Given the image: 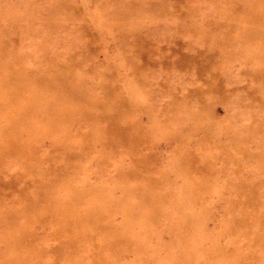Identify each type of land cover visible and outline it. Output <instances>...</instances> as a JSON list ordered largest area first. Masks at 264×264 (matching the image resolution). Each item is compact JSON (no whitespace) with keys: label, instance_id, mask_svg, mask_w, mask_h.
<instances>
[{"label":"rangeland","instance_id":"374dc122","mask_svg":"<svg viewBox=\"0 0 264 264\" xmlns=\"http://www.w3.org/2000/svg\"><path fill=\"white\" fill-rule=\"evenodd\" d=\"M0 264H264V0H0Z\"/></svg>","mask_w":264,"mask_h":264}]
</instances>
